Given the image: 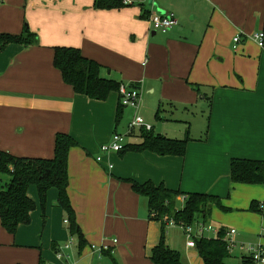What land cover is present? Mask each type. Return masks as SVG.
<instances>
[{
	"label": "crops",
	"instance_id": "1",
	"mask_svg": "<svg viewBox=\"0 0 264 264\" xmlns=\"http://www.w3.org/2000/svg\"><path fill=\"white\" fill-rule=\"evenodd\" d=\"M148 1L101 9L95 0H0V35L28 27L38 36L31 46L0 51V150L52 158L59 133L77 141L69 151L68 195L85 238L80 247L71 235L58 190L48 191L43 206L33 185L31 222L14 234L0 218V264H155L150 253L163 223L150 217L148 198L132 180L216 195L228 209L214 207L211 224L235 228L237 245L264 246V183L231 179L233 159L264 161V46L255 39L264 32V0ZM160 11L173 12L178 25L153 30L149 18ZM57 46L80 48L102 65V76L139 89V106H123L119 90L105 100L77 93L54 64ZM190 113L200 117L198 128L187 126ZM138 114L155 134L177 138L182 127L174 124L185 127V155L101 152ZM140 135L129 134L128 145L141 143ZM253 202L259 211L250 209ZM183 204L180 196L178 208ZM167 243L187 264H205L187 238L176 246L168 234ZM233 253L239 264L249 256Z\"/></svg>",
	"mask_w": 264,
	"mask_h": 264
},
{
	"label": "trees",
	"instance_id": "2",
	"mask_svg": "<svg viewBox=\"0 0 264 264\" xmlns=\"http://www.w3.org/2000/svg\"><path fill=\"white\" fill-rule=\"evenodd\" d=\"M126 5L125 0H95V7L101 9L120 8ZM38 42V36L28 27L21 34L3 33L0 35V51L11 43L31 46ZM55 66L62 72L65 82L72 85L77 93L90 98L105 100L110 92L119 90L121 83L101 75L102 65L86 57L80 48L69 46L55 47ZM122 107V106H121ZM143 141L139 144L125 146L136 151L151 150L161 155L184 156L190 137L172 138L165 134H155L152 130H141ZM77 141L67 133H59L52 158L17 157L7 151L0 150V218L2 225L11 233H16L21 224L31 222V213L36 208L28 190L36 186L40 201L45 206L48 191L58 190V204L69 214V230L76 236L80 247H84L85 238L77 224L73 207L68 195L69 172L68 158L70 148ZM122 150L121 152H123ZM231 179L235 183H264V161L235 158L231 162ZM133 188L148 198L150 217L162 221L163 235L160 243L150 253L155 264H187L179 251L172 249L166 240L167 222L171 219L190 226L197 221L211 223L214 207L228 209L220 197L201 192L184 193L181 190L168 189L164 184L155 185L151 181L138 183L131 181ZM180 196L184 197L181 208L177 206ZM250 209L259 211L255 202ZM227 227L217 228L213 236L195 238L196 249L205 264H230L228 259L232 251L228 247ZM211 235V234H210ZM243 264H255L250 256H246Z\"/></svg>",
	"mask_w": 264,
	"mask_h": 264
},
{
	"label": "built area",
	"instance_id": "3",
	"mask_svg": "<svg viewBox=\"0 0 264 264\" xmlns=\"http://www.w3.org/2000/svg\"><path fill=\"white\" fill-rule=\"evenodd\" d=\"M126 4L132 3L131 0H125ZM149 21L151 23V27L156 32H162L166 33L173 29L175 26L178 25V19L176 15L173 12H166V13H160L156 12L153 13ZM240 35H237L234 38L235 42L240 41ZM255 39L258 41L260 46H264V32H258L255 34ZM119 94L121 97V104L123 106L127 107H133L137 108L139 106V99H140V91L136 87L129 86L127 84L121 83L119 86ZM153 127L150 123H148L145 118L141 115H136L133 120L129 124V129L127 134H123L120 132H116L110 143L104 144L101 147V152L104 153H111V152H121L124 150L125 146L128 145V135L132 134L136 130H152ZM102 155L98 156V161L102 160ZM184 198V197H183ZM65 222L68 223V220ZM167 224L172 226H180L183 228V230L186 233L187 236V245L189 247H196L195 238L204 236V235H210L211 233L216 235L217 234V228L214 227L211 223H205L203 221H197L194 226L193 225H186L183 222H176L175 220L171 219L167 222ZM195 227V228H194ZM236 229L231 228L228 230L226 235V241L228 243V247L230 250H233L237 243L235 241V234ZM115 242L117 240H114ZM67 245L66 247H68ZM242 248L248 253V255L252 258L255 264H264V246L258 245V246H247ZM108 249V245H102L100 247V250Z\"/></svg>",
	"mask_w": 264,
	"mask_h": 264
},
{
	"label": "rangeland",
	"instance_id": "4",
	"mask_svg": "<svg viewBox=\"0 0 264 264\" xmlns=\"http://www.w3.org/2000/svg\"><path fill=\"white\" fill-rule=\"evenodd\" d=\"M198 119H200V117H198V115H196V113H190L189 114V119H188L190 121L189 122L190 124L187 125V123H186L185 125H187V126H191L192 125L193 126V129L198 128L199 125H201V122ZM154 123H155L156 126H158V124L159 123H162V122L161 121L159 122V121H157V120L154 119ZM174 125H175L174 127H182V129L180 130L182 132L180 133V135H177V136H180V137H177V138H185L186 133H184L185 131H183V128L185 129V127H183L180 124H174ZM188 129H189V127H188ZM156 131H158V130H156ZM196 136H197V134H196ZM173 138H175V137H173ZM168 234H171L173 236L174 242H175L176 246H181L182 243H185V240L187 238L186 235L184 236L183 229L180 226L173 227V226H170L169 225L168 227H166V240H167ZM211 236H213V235H211ZM249 244H251V243H249ZM242 246L245 248V247H247L249 245H240V244H238L233 249L234 250L233 251L234 253L232 252L234 257H239L240 254H241V252L244 251V249L242 248ZM198 254L194 250H191V251L188 252V255L190 257H196V259H198ZM230 258L228 259L229 263H231V264H239L237 260L235 261V259L233 260V259H230Z\"/></svg>",
	"mask_w": 264,
	"mask_h": 264
},
{
	"label": "water",
	"instance_id": "5",
	"mask_svg": "<svg viewBox=\"0 0 264 264\" xmlns=\"http://www.w3.org/2000/svg\"><path fill=\"white\" fill-rule=\"evenodd\" d=\"M148 3H149V5H153V0H149ZM160 13H166V12L160 11Z\"/></svg>",
	"mask_w": 264,
	"mask_h": 264
}]
</instances>
